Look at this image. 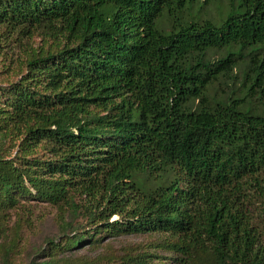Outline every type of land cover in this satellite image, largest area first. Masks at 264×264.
I'll list each match as a JSON object with an SVG mask.
<instances>
[{
  "label": "trees",
  "instance_id": "16d2710c",
  "mask_svg": "<svg viewBox=\"0 0 264 264\" xmlns=\"http://www.w3.org/2000/svg\"><path fill=\"white\" fill-rule=\"evenodd\" d=\"M0 264H264V0H0Z\"/></svg>",
  "mask_w": 264,
  "mask_h": 264
},
{
  "label": "rangeland",
  "instance_id": "374dc122",
  "mask_svg": "<svg viewBox=\"0 0 264 264\" xmlns=\"http://www.w3.org/2000/svg\"><path fill=\"white\" fill-rule=\"evenodd\" d=\"M46 204L36 203V202H27L24 206L23 217H27L30 221L29 227L25 231V240L22 244V249L19 252L18 257H23L24 250L30 248V246H40L43 244V238L45 235L50 233H55L56 226L53 221L54 212L50 207L45 206ZM116 217H112L114 220ZM14 219V216L12 217ZM146 241V242H145ZM147 243L146 237H127L121 238L116 243L115 246L119 244L127 243Z\"/></svg>",
  "mask_w": 264,
  "mask_h": 264
}]
</instances>
